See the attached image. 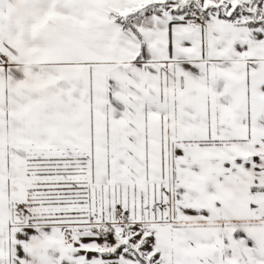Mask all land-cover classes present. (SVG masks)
Instances as JSON below:
<instances>
[{"label":"snow or ice","instance_id":"snow-or-ice-1","mask_svg":"<svg viewBox=\"0 0 264 264\" xmlns=\"http://www.w3.org/2000/svg\"><path fill=\"white\" fill-rule=\"evenodd\" d=\"M0 264H264V0H0Z\"/></svg>","mask_w":264,"mask_h":264}]
</instances>
